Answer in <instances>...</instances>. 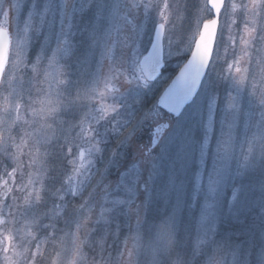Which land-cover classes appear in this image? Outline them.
I'll list each match as a JSON object with an SVG mask.
<instances>
[{"label": "rangeland", "instance_id": "obj_1", "mask_svg": "<svg viewBox=\"0 0 264 264\" xmlns=\"http://www.w3.org/2000/svg\"><path fill=\"white\" fill-rule=\"evenodd\" d=\"M207 2L0 0V264H80L107 240L104 264H264V0H225L201 88L178 117L156 104Z\"/></svg>", "mask_w": 264, "mask_h": 264}, {"label": "water", "instance_id": "obj_2", "mask_svg": "<svg viewBox=\"0 0 264 264\" xmlns=\"http://www.w3.org/2000/svg\"><path fill=\"white\" fill-rule=\"evenodd\" d=\"M225 0H208L214 18L205 21L195 41V46L186 62L158 98L157 104L167 112L178 116L197 94L207 73L217 35L219 14ZM164 27L158 24L149 51L142 57L140 65L148 80H153L160 72L162 62V40ZM10 37L0 28V82L8 59Z\"/></svg>", "mask_w": 264, "mask_h": 264}, {"label": "trees", "instance_id": "obj_3", "mask_svg": "<svg viewBox=\"0 0 264 264\" xmlns=\"http://www.w3.org/2000/svg\"><path fill=\"white\" fill-rule=\"evenodd\" d=\"M225 223H228L229 225H231L230 221L225 220ZM223 225L226 227L225 224H223ZM243 225L245 227V224H243ZM105 226H106L105 233L107 235L105 240H107L108 236L110 234H112L111 232L114 229L115 225L113 223L108 222ZM100 227H101L100 224H98L97 229H99ZM233 227H234L235 233L237 235H241L242 232L244 231V230L242 231V228L238 224L233 225ZM89 231H87V232H89ZM86 234H89V233H85V235ZM82 236H84V235H82ZM117 236L120 237L119 234ZM92 238H97V234H94L92 236ZM178 238L180 239V236H178ZM114 240H116V239L114 238ZM48 241L53 242V237H50V236L47 237V239L44 241L45 244ZM34 242L36 245L39 244V239H37V240L35 239ZM89 245H90V243H86L83 246L84 250L82 253V260H81L80 264H87V260H89L91 264H104V262H106V261H111V260L115 261V259L117 258L116 257L117 256V250H118V248H117L118 244L117 243H115L116 246H114L109 240H107L106 243L102 246H94V245L89 246ZM48 248L49 247H47L46 250L44 252H42V257L44 256V259L49 256V254H48L49 249ZM38 255L35 257L36 260H35L34 264H37L36 262L40 261L39 259L41 258V253L39 256ZM42 260H43V258H42Z\"/></svg>", "mask_w": 264, "mask_h": 264}, {"label": "flooded vegetation", "instance_id": "obj_4", "mask_svg": "<svg viewBox=\"0 0 264 264\" xmlns=\"http://www.w3.org/2000/svg\"><path fill=\"white\" fill-rule=\"evenodd\" d=\"M51 2V1H50ZM148 50V49H147ZM141 69V67H140ZM163 69V68H162ZM142 71V69H141ZM143 74V72H141ZM143 78L145 79V76L143 74ZM146 80V79H145ZM148 82V81H147ZM168 128H169V123H158L157 126L154 127V130H153V140H154V143H152V145H154L156 143V141L158 140V137L160 138V136L162 137V134L165 133V131L167 132L168 131ZM158 137H157V136ZM152 147V146H151Z\"/></svg>", "mask_w": 264, "mask_h": 264}, {"label": "bare ground", "instance_id": "obj_5", "mask_svg": "<svg viewBox=\"0 0 264 264\" xmlns=\"http://www.w3.org/2000/svg\"><path fill=\"white\" fill-rule=\"evenodd\" d=\"M207 3H208V2H207ZM208 6H209V4H208ZM209 8H210L211 11H212V17H211L210 19L206 20V21L212 20V19L214 18L213 10H212V8H211L210 6H209ZM223 8H224V6H223ZM222 11H223V9H222ZM222 11H221L220 14H219L217 33H218L219 26H220V16H221ZM194 46H195V42H194L193 48H194ZM193 48H192V50H193ZM192 50H191V52H192ZM191 52L189 53V55L191 54ZM189 55H188V56H189Z\"/></svg>", "mask_w": 264, "mask_h": 264}]
</instances>
